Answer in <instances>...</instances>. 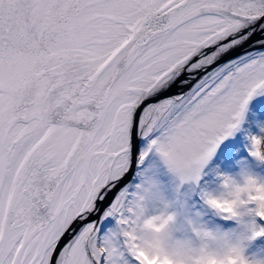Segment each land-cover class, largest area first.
<instances>
[{
	"label": "snow or ice",
	"instance_id": "obj_1",
	"mask_svg": "<svg viewBox=\"0 0 264 264\" xmlns=\"http://www.w3.org/2000/svg\"><path fill=\"white\" fill-rule=\"evenodd\" d=\"M0 264H264V0H0Z\"/></svg>",
	"mask_w": 264,
	"mask_h": 264
},
{
	"label": "bare ground",
	"instance_id": "obj_2",
	"mask_svg": "<svg viewBox=\"0 0 264 264\" xmlns=\"http://www.w3.org/2000/svg\"><path fill=\"white\" fill-rule=\"evenodd\" d=\"M256 35H257V34H256ZM259 39H261V34L255 36L252 40H250V42H249L248 44H246V45L244 46V48H242V49H238L237 52L234 53V54H232V55L235 56V55H237L239 52L249 50V45H251L253 41H256V40H259ZM179 90H180V89H179ZM179 90H178V91H179ZM76 227L78 228L79 225H77Z\"/></svg>",
	"mask_w": 264,
	"mask_h": 264
},
{
	"label": "rangeland",
	"instance_id": "obj_3",
	"mask_svg": "<svg viewBox=\"0 0 264 264\" xmlns=\"http://www.w3.org/2000/svg\"><path fill=\"white\" fill-rule=\"evenodd\" d=\"M257 35H260V33L258 32ZM257 35L252 36L251 40H252L255 36H257ZM249 42H250V41H249ZM232 54H234V53H232ZM232 54H231V55H232Z\"/></svg>",
	"mask_w": 264,
	"mask_h": 264
},
{
	"label": "water",
	"instance_id": "obj_4",
	"mask_svg": "<svg viewBox=\"0 0 264 264\" xmlns=\"http://www.w3.org/2000/svg\"><path fill=\"white\" fill-rule=\"evenodd\" d=\"M178 90H179L178 88H174V89H173L174 92H175V91H178Z\"/></svg>",
	"mask_w": 264,
	"mask_h": 264
}]
</instances>
